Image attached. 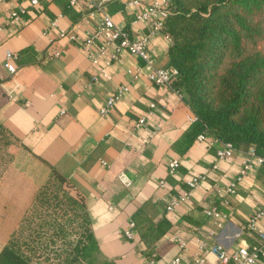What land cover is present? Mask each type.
<instances>
[{
    "label": "crops",
    "instance_id": "crops-1",
    "mask_svg": "<svg viewBox=\"0 0 264 264\" xmlns=\"http://www.w3.org/2000/svg\"><path fill=\"white\" fill-rule=\"evenodd\" d=\"M128 1L104 0L85 20L86 0L74 6L70 0H39L36 5L29 0H0V123L22 143L10 169L21 171L18 183L24 186L10 195L7 202L14 207L6 211L18 217L25 210L49 177V162L84 196L100 249L119 264H168L177 256L193 264L205 255L204 245L219 242L233 250L256 243L246 226L264 203V165L254 161L236 193L228 194L226 188L242 169L246 153L236 150L231 160L219 159L217 151L223 144L211 136L186 146L184 135L196 116L181 93L171 85L155 84L146 74L134 78L144 63L128 51L110 63L108 55L93 63L84 49V38L104 13L133 37L149 33L148 23L135 21L140 6ZM21 7L27 10V22L20 27L7 23ZM64 29L79 39L60 37ZM169 45L162 33L150 37L149 50L159 65L168 64ZM7 50L17 53L15 73L5 66ZM123 84L129 85L128 92L108 115H102L100 107ZM142 116L148 123L138 129ZM22 158L40 170L22 172ZM173 158L180 160L175 175L168 170ZM121 173L132 179L129 186L120 180ZM196 176L204 179L191 190L190 199L168 212L172 197ZM224 199L229 215L219 228L206 209ZM164 219L167 230L154 237ZM130 220L137 223L134 239L125 235ZM204 264L236 263L208 255Z\"/></svg>",
    "mask_w": 264,
    "mask_h": 264
},
{
    "label": "trees",
    "instance_id": "trees-1",
    "mask_svg": "<svg viewBox=\"0 0 264 264\" xmlns=\"http://www.w3.org/2000/svg\"><path fill=\"white\" fill-rule=\"evenodd\" d=\"M263 12L264 0H170L167 65L178 69L170 85L196 116L184 135L186 146L205 133L239 151L254 147L264 156V51L256 46L264 36V21L256 16ZM21 145L0 123V164L12 162ZM46 163L50 174L38 186L33 207L50 213V222L41 223L49 226L47 233L14 232L0 249V264H91L97 259L119 264L100 249L84 196L68 176ZM70 221L78 222V231L69 248L47 250L66 234ZM168 226L167 220L160 221L154 237Z\"/></svg>",
    "mask_w": 264,
    "mask_h": 264
},
{
    "label": "built area",
    "instance_id": "built-area-1",
    "mask_svg": "<svg viewBox=\"0 0 264 264\" xmlns=\"http://www.w3.org/2000/svg\"><path fill=\"white\" fill-rule=\"evenodd\" d=\"M103 1L104 0H86L87 13L85 15V20L100 9ZM29 2L31 5H36L39 3V0H29ZM77 2L78 0H70V4L73 6L76 5ZM128 3L140 6L137 10L135 21H144L148 23L150 29L149 33L144 34L140 38L133 37L131 36V32L128 28L124 25L116 23L111 14L104 13L100 24L93 30L89 31L87 36L84 38V49L88 52L93 63H97L99 58L104 55H108L109 61L107 63H110L111 60L118 59L123 51H128L132 55L140 58L144 63L143 66L137 69V72L134 74V78H139L141 75L146 74L147 77L157 85H170L171 82L178 76V69L172 65H159L149 50L150 37L156 33H162L164 38H166L170 44L172 42V36L165 31L166 19L169 15L170 0H151L147 4H144L142 0H130ZM25 13H27V10L24 7L13 11L9 15L7 23L14 24L18 27L24 25L27 22V19L24 16ZM59 35L62 38L67 37L70 40L79 39L76 33L65 29L61 30ZM94 45L97 46V49L93 48ZM59 54V51L55 52V55ZM16 58V52L7 50L5 66L11 73H15L17 71V65L15 63ZM94 81L98 82V78L94 77ZM128 90V84L119 86L107 97L105 103L100 107V113L102 115H108L116 105L117 101L122 98ZM155 106V103L151 104V107ZM147 123L148 119L145 116H142L138 119L136 127L139 129ZM197 139L209 141V135L205 133L200 134ZM148 140L149 137H146L145 141ZM215 140L220 141L218 139ZM220 142L223 146L218 149L217 157L219 159L231 160L237 149L231 142ZM245 153L247 157L242 169L226 188V192L228 194L236 193L238 184L243 181L254 161L260 165H264V156L258 155L254 147L249 148L245 151ZM179 167L180 160L178 158H173L168 163V170L171 175H175ZM119 178L126 186H129L132 183V179L126 173H121ZM203 179V176H196L189 180L188 188L174 195L167 204L166 210L168 212L173 211L184 202H187L191 197V190L197 188ZM159 183L164 185L165 181L161 180ZM228 208L229 203L226 199H224L220 205H213L207 208L206 215L214 220L217 227L222 228L229 215ZM135 227V221L130 220L129 226L125 230L127 238H135ZM246 227L247 231L255 236L257 240L256 243L241 245L233 250L227 249L219 242L204 245L205 255L196 257L193 264H204L208 255L215 256L222 263L234 262L236 264H264V203L252 212L248 218ZM181 246L184 247L185 243L182 242ZM154 262L155 260L153 259L150 261V263ZM168 264L187 263L183 262L181 257L177 256L169 261Z\"/></svg>",
    "mask_w": 264,
    "mask_h": 264
},
{
    "label": "rangeland",
    "instance_id": "rangeland-1",
    "mask_svg": "<svg viewBox=\"0 0 264 264\" xmlns=\"http://www.w3.org/2000/svg\"><path fill=\"white\" fill-rule=\"evenodd\" d=\"M256 17L264 21V12L257 15ZM256 46L258 47V49L264 51V36L258 39ZM11 163L12 162L8 163L7 165L0 164V249L10 239L14 232H18V235H22L30 233L32 230H39L41 235H45L48 230L46 228H49V226L47 224V226H42L41 223H45V220L50 222L48 220L50 218V213L47 209L43 208L42 206L33 207L34 199L31 203H29L28 206L25 207V210H22V213H19L18 217H12L10 216V213L6 211L9 207H11V209L12 207H14V204H10L9 202H7V200L12 199V197L10 198V195H13L15 190H19L21 187H24L18 183V173H20L21 171H13L12 169H10ZM21 165L22 167H20V169H22V172H25V170L27 172H29L30 170L37 172L40 170L39 167H37L35 164L30 167L31 163L26 158L21 159ZM18 185L20 187H18ZM65 225L66 234L60 235V237H57L54 242H50L46 246L48 247L47 250L63 251L65 248H69L70 242L76 239L78 222L72 224L70 221ZM43 227L45 230H42ZM91 264H100V261L97 259L94 260Z\"/></svg>",
    "mask_w": 264,
    "mask_h": 264
}]
</instances>
